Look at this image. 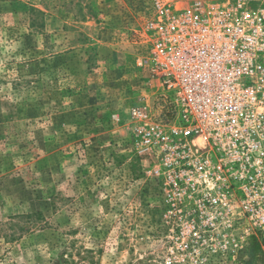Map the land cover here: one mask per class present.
<instances>
[{
  "label": "rangeland",
  "instance_id": "1",
  "mask_svg": "<svg viewBox=\"0 0 264 264\" xmlns=\"http://www.w3.org/2000/svg\"><path fill=\"white\" fill-rule=\"evenodd\" d=\"M153 14L154 0H0V264L246 261L181 257L135 160L130 110L163 109Z\"/></svg>",
  "mask_w": 264,
  "mask_h": 264
},
{
  "label": "built area",
  "instance_id": "2",
  "mask_svg": "<svg viewBox=\"0 0 264 264\" xmlns=\"http://www.w3.org/2000/svg\"><path fill=\"white\" fill-rule=\"evenodd\" d=\"M255 0H154L144 35L165 91L129 112L173 248L241 259L264 234V12Z\"/></svg>",
  "mask_w": 264,
  "mask_h": 264
},
{
  "label": "trees",
  "instance_id": "3",
  "mask_svg": "<svg viewBox=\"0 0 264 264\" xmlns=\"http://www.w3.org/2000/svg\"><path fill=\"white\" fill-rule=\"evenodd\" d=\"M40 13H42V12H40ZM31 217H32V215L28 216V218H31ZM262 244H263L262 238H260L258 236L252 237V239L250 241L249 248H247L246 252L244 253V257L241 258V259H245L246 261L242 262L241 264H264V255L259 254V251L261 249ZM63 247L64 248L66 247V241H64V240L63 241L61 240L60 243L53 244L52 245V254L53 255L58 254L59 250ZM62 254L65 256H69L71 259L73 258V254L68 253L66 251H64ZM255 261H256V263H255Z\"/></svg>",
  "mask_w": 264,
  "mask_h": 264
}]
</instances>
